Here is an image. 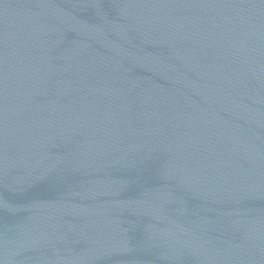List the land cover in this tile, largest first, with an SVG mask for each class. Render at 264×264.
I'll return each instance as SVG.
<instances>
[{
    "label": "water",
    "instance_id": "95a60500",
    "mask_svg": "<svg viewBox=\"0 0 264 264\" xmlns=\"http://www.w3.org/2000/svg\"><path fill=\"white\" fill-rule=\"evenodd\" d=\"M0 264H264V46L225 0H0Z\"/></svg>",
    "mask_w": 264,
    "mask_h": 264
}]
</instances>
